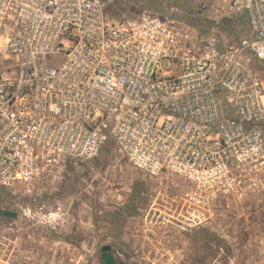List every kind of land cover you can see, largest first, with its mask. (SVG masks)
Here are the masks:
<instances>
[{
	"label": "built area",
	"instance_id": "obj_1",
	"mask_svg": "<svg viewBox=\"0 0 264 264\" xmlns=\"http://www.w3.org/2000/svg\"><path fill=\"white\" fill-rule=\"evenodd\" d=\"M126 2L0 0V197L36 202L105 147L196 208L264 186V0Z\"/></svg>",
	"mask_w": 264,
	"mask_h": 264
},
{
	"label": "rangeland",
	"instance_id": "obj_2",
	"mask_svg": "<svg viewBox=\"0 0 264 264\" xmlns=\"http://www.w3.org/2000/svg\"><path fill=\"white\" fill-rule=\"evenodd\" d=\"M127 1L184 13L200 2ZM223 25L232 38L246 31L242 20ZM188 190L177 179L144 178L105 147L65 180L41 186L36 202L0 197V212L16 214L0 215V264H264V186L219 194L211 212L189 204Z\"/></svg>",
	"mask_w": 264,
	"mask_h": 264
},
{
	"label": "water",
	"instance_id": "obj_3",
	"mask_svg": "<svg viewBox=\"0 0 264 264\" xmlns=\"http://www.w3.org/2000/svg\"><path fill=\"white\" fill-rule=\"evenodd\" d=\"M0 215L5 216V217H10V218H15L16 214L12 213V212H0ZM108 264H115L114 262H112L111 260H109Z\"/></svg>",
	"mask_w": 264,
	"mask_h": 264
},
{
	"label": "flooded vegetation",
	"instance_id": "obj_4",
	"mask_svg": "<svg viewBox=\"0 0 264 264\" xmlns=\"http://www.w3.org/2000/svg\"><path fill=\"white\" fill-rule=\"evenodd\" d=\"M213 206H214V200H209L208 205H207V211H213Z\"/></svg>",
	"mask_w": 264,
	"mask_h": 264
},
{
	"label": "crops",
	"instance_id": "obj_5",
	"mask_svg": "<svg viewBox=\"0 0 264 264\" xmlns=\"http://www.w3.org/2000/svg\"><path fill=\"white\" fill-rule=\"evenodd\" d=\"M194 3H195V2H194ZM194 3H192V4L194 5ZM194 6H195V5H194ZM194 6H193V7H194ZM242 21H243V20H242ZM243 22H244V21H243Z\"/></svg>",
	"mask_w": 264,
	"mask_h": 264
}]
</instances>
